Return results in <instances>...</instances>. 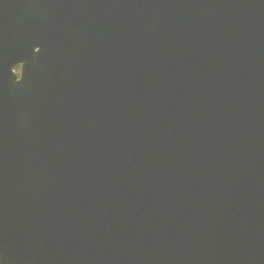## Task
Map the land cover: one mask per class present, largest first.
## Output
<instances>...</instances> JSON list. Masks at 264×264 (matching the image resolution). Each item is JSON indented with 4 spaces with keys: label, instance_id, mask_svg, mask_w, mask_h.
<instances>
[{
    "label": "water",
    "instance_id": "1",
    "mask_svg": "<svg viewBox=\"0 0 264 264\" xmlns=\"http://www.w3.org/2000/svg\"><path fill=\"white\" fill-rule=\"evenodd\" d=\"M0 161V264H264V0H0Z\"/></svg>",
    "mask_w": 264,
    "mask_h": 264
},
{
    "label": "flooded vegetation",
    "instance_id": "2",
    "mask_svg": "<svg viewBox=\"0 0 264 264\" xmlns=\"http://www.w3.org/2000/svg\"><path fill=\"white\" fill-rule=\"evenodd\" d=\"M3 164H4V162H1V161H0V165H3Z\"/></svg>",
    "mask_w": 264,
    "mask_h": 264
}]
</instances>
